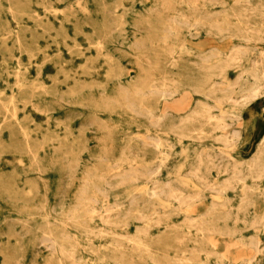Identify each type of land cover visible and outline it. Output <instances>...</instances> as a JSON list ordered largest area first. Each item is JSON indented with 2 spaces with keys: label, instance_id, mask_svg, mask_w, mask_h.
<instances>
[{
  "label": "rangeland",
  "instance_id": "obj_1",
  "mask_svg": "<svg viewBox=\"0 0 264 264\" xmlns=\"http://www.w3.org/2000/svg\"><path fill=\"white\" fill-rule=\"evenodd\" d=\"M0 264H264V0H0Z\"/></svg>",
  "mask_w": 264,
  "mask_h": 264
},
{
  "label": "bare ground",
  "instance_id": "obj_2",
  "mask_svg": "<svg viewBox=\"0 0 264 264\" xmlns=\"http://www.w3.org/2000/svg\"><path fill=\"white\" fill-rule=\"evenodd\" d=\"M251 86H253V85H251ZM188 99H189V98H188ZM172 100H174V99H172ZM185 100H186V99H185ZM181 101H182V100H180L179 102H176L177 105H178V103L180 104ZM186 101H187V100H186ZM164 102H165V101H164ZM169 102H170V101H169ZM174 102H175V101H174ZM183 103H184V102H183ZM165 104H166V103H165ZM182 105H183V104H182ZM182 105H180V106H182ZM178 106H179V105H178ZM180 106H179V107H180ZM179 107H178V108H179ZM182 108H183V107H182ZM187 108H188V107H187ZM165 109H166V107H165ZM165 109H164V110H165ZM183 110H184V109H183ZM181 111H182V110H181ZM175 112H176V111H175ZM176 113H177V112H176ZM178 113H179V112H178ZM196 210H197V209H196ZM254 213H256V212H254ZM44 232H45V231H44ZM47 233H48V232H47ZM47 233H45V234H47ZM231 240H232V239H231ZM231 242H232V241H231ZM217 243H218V242H217ZM227 243H228V242H227ZM216 245H217V244H216ZM225 245H226V243H225ZM235 245L237 246V244H235ZM233 246H234V245H233ZM226 247H227V246H226ZM226 247H224V248H226ZM229 247H230V245H228V248H229ZM215 248H216V247H215ZM228 248H227V249H228ZM231 248H233V247H231ZM234 248H235V247H234ZM239 248H241V247H239ZM249 250H250V249H249ZM224 251H226V250L224 249ZM224 251H223V252H224ZM228 251H229V250H228ZM250 251H252V250H250ZM227 253H228V252H227ZM236 253H237V252H236ZM242 253H243V252H242ZM244 253H245V252H244ZM220 254H221V253H220ZM223 254H224V253H223ZM228 254H229V253H228ZM236 255H238V253H237ZM245 255H246V253L244 254V256H245ZM247 255H249V254H247ZM247 255H246V256H247ZM232 256H233V255H231V257H232ZM240 256H241V254H240ZM144 257H145V256H144ZM248 257H249V256H248ZM239 258H240V257H239ZM227 259H228V258H227ZM236 259H238V258H236Z\"/></svg>",
  "mask_w": 264,
  "mask_h": 264
}]
</instances>
